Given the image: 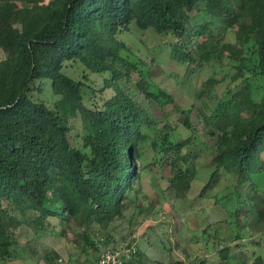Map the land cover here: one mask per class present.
Returning <instances> with one entry per match:
<instances>
[{
	"label": "trees",
	"instance_id": "1",
	"mask_svg": "<svg viewBox=\"0 0 264 264\" xmlns=\"http://www.w3.org/2000/svg\"><path fill=\"white\" fill-rule=\"evenodd\" d=\"M135 28L158 37L156 48L169 50L186 78L226 57L236 65V73L222 79L242 80L228 88L227 99L208 82L197 96L207 102L199 115L216 139L211 176L198 195L207 199L225 176L246 198L225 220L233 242L221 241L220 260H197L264 264V189L252 178L264 173V0H0V264L18 257L15 231L25 222L38 239L55 228L80 227L75 233L81 253L93 264L101 247L132 244L113 234L147 168L166 172L168 188L177 198H188L200 156L193 151L198 141L193 109L180 112L179 121L194 136L187 139L170 133L164 114L149 112L152 105L176 106L164 91L145 86L147 63L119 39L136 35ZM230 34L233 42L227 41ZM65 63L108 74L99 93L112 89L113 96L101 99L91 85L67 76ZM135 74L144 101L128 87ZM44 81L59 97L54 109L40 100ZM258 90L263 94L256 99ZM74 120L82 129L77 135ZM147 142L155 161L141 167ZM169 254V264H195L171 249ZM43 259L58 264L59 256L52 252ZM142 260L137 252L127 264Z\"/></svg>",
	"mask_w": 264,
	"mask_h": 264
},
{
	"label": "rangeland",
	"instance_id": "2",
	"mask_svg": "<svg viewBox=\"0 0 264 264\" xmlns=\"http://www.w3.org/2000/svg\"><path fill=\"white\" fill-rule=\"evenodd\" d=\"M135 32L136 35L125 34L119 39L132 47L133 53H130L133 56L147 63V67L144 68L147 81L145 86L154 92L164 91L173 98L175 106L181 109L177 111L176 107H169L162 110L152 105L149 112L155 114L157 118H162L164 114L165 124L171 129L170 133L174 132L178 137L187 139L193 136V133L179 121L180 112L193 109L191 122L197 131L194 136L198 139L193 151H200L197 159L198 176L192 184V191L188 198L181 199L177 198L173 190L168 188L170 183L166 172L157 174L150 171V168L143 170L138 192L132 194L134 200L125 213V219L116 222L117 230L113 236L118 242L137 243L138 254L143 255L142 264H156L157 262L169 264L170 249L177 258L188 263L199 264L197 259L217 263L220 260L219 251L225 248V243L221 241L233 242L225 220L235 210L237 202L244 200L246 196L238 194L225 176H221L219 185L207 194V199H200L198 195L211 176V169L208 167L211 151L216 148V139L209 136L205 123L199 115V108L207 107V102L205 99L198 101L197 96L206 90L203 83L208 82V86L215 87L216 92L222 93V96L227 99L228 88L239 85L242 80L233 83L227 77L222 81L224 76L227 74L232 76L237 71L236 65L227 57L218 61L220 62L218 64L205 63L201 70H196L195 74L186 78L184 77L185 67L170 59L167 55L169 50L164 49L160 53L161 48H156L160 42L158 37L151 33L142 34L144 32L137 28ZM227 41L233 42L234 35L230 34ZM1 56L3 57L2 54ZM63 71L70 78L91 85L101 99L109 98L114 94L112 89L105 90L103 94L99 93L104 89L108 74H93L81 64L74 63H65ZM138 79L139 76L135 74L132 78L133 83H128V87L137 93L140 101H144L145 96L139 94L135 86V81ZM44 82L46 86L40 100L54 109V103L59 100V97L53 93L50 82ZM262 94L261 90L256 91L255 98H261ZM72 125L74 135L81 133V125L77 120H74ZM148 133L152 140L153 132L148 131ZM141 153L143 154L141 167L154 163L155 151L150 142L141 147ZM252 178L254 183L263 190L264 173L255 174ZM166 190H168L167 195L164 194ZM216 229L220 231L219 236L216 234ZM80 231L82 229L76 225L55 228L54 231L38 239L37 230L30 223L25 222L15 231L19 245L16 249L18 257L5 264H49L43 257L51 255L52 252L58 254V264H93L87 261L85 254L81 253L79 246L81 242L77 240L76 235ZM261 241H264V238ZM229 244L231 249H235L233 243ZM237 253L240 252L237 251ZM95 256L97 255L91 256L92 260ZM97 263L94 262V264Z\"/></svg>",
	"mask_w": 264,
	"mask_h": 264
},
{
	"label": "built area",
	"instance_id": "3",
	"mask_svg": "<svg viewBox=\"0 0 264 264\" xmlns=\"http://www.w3.org/2000/svg\"><path fill=\"white\" fill-rule=\"evenodd\" d=\"M137 252V243H121L117 247H102L97 264H127Z\"/></svg>",
	"mask_w": 264,
	"mask_h": 264
}]
</instances>
